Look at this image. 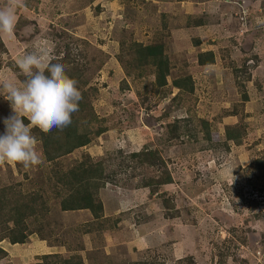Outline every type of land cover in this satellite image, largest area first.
<instances>
[{
  "label": "rangeland",
  "instance_id": "1",
  "mask_svg": "<svg viewBox=\"0 0 264 264\" xmlns=\"http://www.w3.org/2000/svg\"><path fill=\"white\" fill-rule=\"evenodd\" d=\"M15 3L14 32L0 35V80L22 83L18 59L48 50L77 81L79 126L105 130L54 162L37 139L38 164L0 162V188H15L23 200L43 196L27 241L0 242L7 252L0 264L27 257L25 264H39L46 249L35 239L69 243L85 264L116 256L117 264H264V0ZM7 4L0 0V8ZM135 41L165 44L166 86L157 88L152 66L133 61ZM205 51L213 64H199ZM184 75L193 77V92L173 86ZM10 114L0 96V133ZM228 127L240 142L227 139ZM143 151L149 160L131 156ZM89 155L104 163L108 180L99 194L111 220L97 237L86 232L91 212L63 211L56 196L63 188L56 171ZM169 173L172 182L145 186Z\"/></svg>",
  "mask_w": 264,
  "mask_h": 264
},
{
  "label": "trees",
  "instance_id": "2",
  "mask_svg": "<svg viewBox=\"0 0 264 264\" xmlns=\"http://www.w3.org/2000/svg\"><path fill=\"white\" fill-rule=\"evenodd\" d=\"M131 51L134 56L133 61L136 60L137 66L150 65L154 68L157 88L168 84L169 77L172 74V63L164 43L144 44L135 41L131 45ZM61 60L62 58L59 57L58 62H61ZM214 62L215 56L212 51L199 54V64L210 65ZM66 72L68 74V71ZM172 83L180 92L194 91V80L191 75L177 77ZM83 112L84 106L80 105L79 101V110L72 114V123L62 131L56 128L48 133L41 131L39 128L32 130L36 139L42 143L48 161L54 162L76 149L87 146L92 141V134L93 136L99 135L105 130L100 128L96 131L91 130L88 122L86 129H82L79 126V117ZM226 137L229 140L240 142L234 127L227 128ZM131 156L134 158L141 157L143 161L149 160L150 151L134 152ZM150 162L154 164L152 161ZM105 172L104 163L92 160L90 155L67 171H56L57 183H61L62 190H64V192L59 190L56 194L60 209L63 211L89 210L93 215V219L87 223L86 232H104L109 229L108 223L111 219L108 220L104 215V203L99 194L100 189L105 187L108 181ZM172 178L169 173L165 179L151 180L152 183L146 182L145 186L170 183ZM16 193L15 188L11 186L0 188V242L8 239L12 244L25 243L31 231L29 219L36 218L35 220H39V217H37L38 204L43 196L34 193L35 195H29L23 200L20 196L14 197ZM41 209L47 211V207L44 205L41 206ZM6 255V250L0 247V258H5ZM39 259L41 260L39 264H85L79 253H71L69 256L58 253L43 254ZM135 264L146 263L145 261H138Z\"/></svg>",
  "mask_w": 264,
  "mask_h": 264
},
{
  "label": "clouds",
  "instance_id": "3",
  "mask_svg": "<svg viewBox=\"0 0 264 264\" xmlns=\"http://www.w3.org/2000/svg\"><path fill=\"white\" fill-rule=\"evenodd\" d=\"M15 0L0 8V35H11L16 25ZM56 61V62H54ZM59 57L35 47L18 59L25 79L0 80V96L9 102L11 114L4 118L0 133V162L25 167L40 162L36 137L32 130L48 133L63 130L72 123V114L79 110L82 94L77 81L71 78Z\"/></svg>",
  "mask_w": 264,
  "mask_h": 264
},
{
  "label": "crops",
  "instance_id": "4",
  "mask_svg": "<svg viewBox=\"0 0 264 264\" xmlns=\"http://www.w3.org/2000/svg\"><path fill=\"white\" fill-rule=\"evenodd\" d=\"M104 209H105V207H104ZM104 215H105V217L109 216V214L107 213L106 210L104 212ZM91 216L93 218V215L92 214H91ZM105 233H107V232H103V235H105ZM91 235L97 237L98 233L93 232V233H91ZM110 235L111 236H116V234L113 235L112 233ZM131 239L132 238H130V240ZM46 240L47 239H37V240L35 239L33 241V243L35 244L36 248H40L41 250L46 249V253H44V254H54V253H58V254H63L64 256H69L71 253H76L75 252V249L73 247H70L69 243H68V245L63 244V243H53V244L49 245ZM110 246L111 247H114L113 244H110ZM133 246H136L137 247V243L136 242L129 243V247L130 248H133ZM137 248H139V247H137ZM113 254L117 255L116 254V250L113 251ZM116 257H112L111 258L112 259V262L109 263V264H117L121 260V258L118 257V259H116ZM29 262H30V259H29V257H27V260H26L25 263H29ZM25 263H22V264H25Z\"/></svg>",
  "mask_w": 264,
  "mask_h": 264
}]
</instances>
